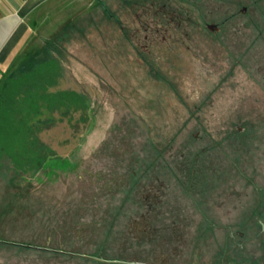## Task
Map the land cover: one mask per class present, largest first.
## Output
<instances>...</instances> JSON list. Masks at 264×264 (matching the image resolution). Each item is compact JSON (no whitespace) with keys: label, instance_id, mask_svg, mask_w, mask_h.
<instances>
[{"label":"rangeland","instance_id":"obj_1","mask_svg":"<svg viewBox=\"0 0 264 264\" xmlns=\"http://www.w3.org/2000/svg\"><path fill=\"white\" fill-rule=\"evenodd\" d=\"M50 5L24 64L55 59L84 106L0 160V235L77 255L0 264H262L264 0Z\"/></svg>","mask_w":264,"mask_h":264},{"label":"trees","instance_id":"obj_2","mask_svg":"<svg viewBox=\"0 0 264 264\" xmlns=\"http://www.w3.org/2000/svg\"><path fill=\"white\" fill-rule=\"evenodd\" d=\"M59 67L55 59H46L41 63L32 64L26 70L17 71L0 84V155L8 157L13 163L17 164L19 156L22 159L24 153L26 158H32L33 153H38L36 147L28 146V142L33 141L30 135L36 132L35 117L43 115L46 111L53 115L56 123L63 120L65 114L68 115L74 107L81 109L84 106V98L76 90L58 88L56 91L53 90V87L60 83ZM56 113L61 117H57ZM54 122L52 120V124H55ZM23 142L27 145L26 149L19 148V144L22 145ZM13 201L11 203H14ZM0 243L22 250L33 248L50 251L56 255L60 253L77 255L59 247L6 240L2 235Z\"/></svg>","mask_w":264,"mask_h":264},{"label":"crops","instance_id":"obj_3","mask_svg":"<svg viewBox=\"0 0 264 264\" xmlns=\"http://www.w3.org/2000/svg\"><path fill=\"white\" fill-rule=\"evenodd\" d=\"M54 1L56 0H0V84L17 71L21 72L32 66L29 65L30 61L24 63L33 57L32 54L36 53L37 49L29 50L24 45L32 33L33 37H36L38 16ZM32 43L29 42L30 46L34 47ZM34 58L36 64L37 58ZM21 147L26 149V143L19 144V148ZM3 158L4 155H0V160ZM23 160H26L25 153L22 159L19 156L18 163H23ZM15 196L18 197L17 194ZM0 248L10 247L0 243Z\"/></svg>","mask_w":264,"mask_h":264},{"label":"water","instance_id":"obj_4","mask_svg":"<svg viewBox=\"0 0 264 264\" xmlns=\"http://www.w3.org/2000/svg\"><path fill=\"white\" fill-rule=\"evenodd\" d=\"M261 227H262V231H263V233H264V222H261ZM244 264H246V263H244ZM264 264V263H263Z\"/></svg>","mask_w":264,"mask_h":264}]
</instances>
